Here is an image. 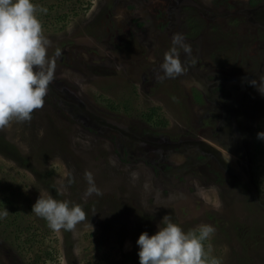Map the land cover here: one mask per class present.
I'll list each match as a JSON object with an SVG mask.
<instances>
[{
	"label": "rangeland",
	"instance_id": "374dc122",
	"mask_svg": "<svg viewBox=\"0 0 264 264\" xmlns=\"http://www.w3.org/2000/svg\"><path fill=\"white\" fill-rule=\"evenodd\" d=\"M32 2L54 79L30 121L0 130V264H139L165 216L212 225L221 264H264V0ZM176 33L191 54L161 80ZM40 196L87 219L52 231Z\"/></svg>",
	"mask_w": 264,
	"mask_h": 264
},
{
	"label": "clouds",
	"instance_id": "9594fccd",
	"mask_svg": "<svg viewBox=\"0 0 264 264\" xmlns=\"http://www.w3.org/2000/svg\"><path fill=\"white\" fill-rule=\"evenodd\" d=\"M38 11L47 10L32 0H0V130L13 121H30L32 113L43 107L48 86L54 79V65L47 51L49 41L44 36ZM172 44L161 64V80L183 74L178 49L191 54V46L181 34L173 35ZM257 138L264 140V132H258ZM85 179L89 185L86 196L102 195L90 172L85 173ZM73 182L69 180V184ZM32 213L43 218L52 231H71L87 219L80 205L70 206L69 202L51 196H40L32 206ZM7 215L4 209L0 218ZM163 219L165 226L159 227L154 235L147 232L139 235L136 241L139 264H221L210 255L211 246L205 244L216 231L212 225L201 224L185 232L167 216Z\"/></svg>",
	"mask_w": 264,
	"mask_h": 264
},
{
	"label": "trees",
	"instance_id": "16d2710c",
	"mask_svg": "<svg viewBox=\"0 0 264 264\" xmlns=\"http://www.w3.org/2000/svg\"><path fill=\"white\" fill-rule=\"evenodd\" d=\"M145 121L146 122H149V123H152L153 122L156 125L163 124V122H161V120L156 116V114L154 113V111H151V112H149V113L146 114Z\"/></svg>",
	"mask_w": 264,
	"mask_h": 264
},
{
	"label": "flooded vegetation",
	"instance_id": "af4514ba",
	"mask_svg": "<svg viewBox=\"0 0 264 264\" xmlns=\"http://www.w3.org/2000/svg\"><path fill=\"white\" fill-rule=\"evenodd\" d=\"M188 33H191L192 29H193V24L191 25V23H189V26H188Z\"/></svg>",
	"mask_w": 264,
	"mask_h": 264
}]
</instances>
